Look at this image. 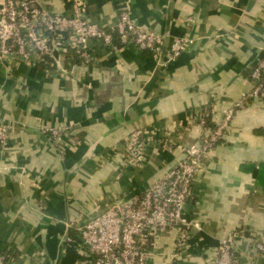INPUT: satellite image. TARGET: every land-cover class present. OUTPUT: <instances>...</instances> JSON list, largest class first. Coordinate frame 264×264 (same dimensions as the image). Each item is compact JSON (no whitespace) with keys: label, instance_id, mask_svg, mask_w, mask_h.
<instances>
[{"label":"crops","instance_id":"0c3cea01","mask_svg":"<svg viewBox=\"0 0 264 264\" xmlns=\"http://www.w3.org/2000/svg\"><path fill=\"white\" fill-rule=\"evenodd\" d=\"M36 1L50 14H72V0ZM82 4V17L101 28L129 9L165 40L181 35L192 17L194 43L166 67L117 41L91 43L95 60L87 65L70 52L59 55L61 68L53 57L48 68L35 56L0 60V120L9 126L0 151V254L12 264H91L76 225L114 198L143 192L232 109L185 204L184 217L196 225L186 245L177 253L175 235L154 238L145 264H211L231 233L238 264H264L255 249L264 240V100L247 96L250 71L264 55V0ZM58 125L67 129L55 145L41 129ZM138 130L145 132L144 163L123 164L120 150Z\"/></svg>","mask_w":264,"mask_h":264},{"label":"built area","instance_id":"2783aa9c","mask_svg":"<svg viewBox=\"0 0 264 264\" xmlns=\"http://www.w3.org/2000/svg\"><path fill=\"white\" fill-rule=\"evenodd\" d=\"M82 0H72V14H50L36 0H1L0 7V60L8 56L25 59L35 56L39 64L45 57L52 58L71 53L83 65L93 63L91 43L122 48L132 45L138 51H148L159 66L175 62L194 43L191 28L194 19L188 17L181 35L165 40L163 36L135 22L129 9L122 10L114 25L101 28L82 17ZM54 59V58H53ZM55 66L59 65L54 59ZM66 72V71H63ZM252 87L248 97L264 100V55L250 71ZM232 109L222 111L215 118L214 128L205 129L195 146L182 149V157L160 179L152 181L140 194L114 198L106 208L76 225L82 246L91 257V264H145L147 248L154 238L175 235L174 248H184L193 221L184 217L185 204L201 169L202 158L222 139L232 118ZM199 122L206 125L201 114ZM66 126L41 129L55 145L66 132ZM145 132L130 133L122 147L123 164L142 165ZM9 126L0 120V151L6 147ZM149 141L150 138H149ZM168 147L166 140H161ZM62 151L59 150V153ZM71 242L70 237H66ZM237 236L231 233L220 241L211 264H238ZM257 252L264 254V240L255 241ZM0 264H12L0 254Z\"/></svg>","mask_w":264,"mask_h":264},{"label":"trees","instance_id":"16d2710c","mask_svg":"<svg viewBox=\"0 0 264 264\" xmlns=\"http://www.w3.org/2000/svg\"><path fill=\"white\" fill-rule=\"evenodd\" d=\"M145 52H147V51H145ZM71 54V53H70ZM67 55V56H66ZM65 56H66V58H70V57H68V55H69V53L68 54H66ZM48 63H51V58L50 57H45L44 58V60L41 62V67H43V68H48ZM209 120H210V118H209ZM208 126H209V129H212V128H214L213 127V125L212 124H209L208 123Z\"/></svg>","mask_w":264,"mask_h":264},{"label":"water","instance_id":"95a60500","mask_svg":"<svg viewBox=\"0 0 264 264\" xmlns=\"http://www.w3.org/2000/svg\"><path fill=\"white\" fill-rule=\"evenodd\" d=\"M250 4H251V3H250ZM51 55H52V57H53L56 61H58L59 53H58V51H57L56 49H53V50H52ZM65 238H66V237H65Z\"/></svg>","mask_w":264,"mask_h":264}]
</instances>
